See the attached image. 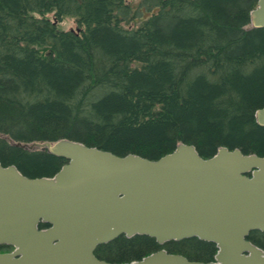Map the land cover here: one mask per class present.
Returning <instances> with one entry per match:
<instances>
[{"label": "trees", "instance_id": "1", "mask_svg": "<svg viewBox=\"0 0 264 264\" xmlns=\"http://www.w3.org/2000/svg\"><path fill=\"white\" fill-rule=\"evenodd\" d=\"M257 4L143 0L152 11L132 25L139 12L128 0H0V161L30 177L54 176L68 160L27 145L63 138L151 159L182 142L203 157L221 146L264 155ZM66 15L84 28L61 29ZM160 249L211 261L218 247L123 234L95 253L131 262Z\"/></svg>", "mask_w": 264, "mask_h": 264}, {"label": "water", "instance_id": "2", "mask_svg": "<svg viewBox=\"0 0 264 264\" xmlns=\"http://www.w3.org/2000/svg\"><path fill=\"white\" fill-rule=\"evenodd\" d=\"M251 25L264 27V0ZM256 118L264 126V107ZM36 144L68 162L54 176L30 177L0 161V243L14 246L0 264H264V250L246 240L264 229V156L221 146L203 157L184 142L158 159L67 138ZM123 234L160 244L198 237L218 252L211 261L166 249L131 262L96 255Z\"/></svg>", "mask_w": 264, "mask_h": 264}, {"label": "rangeland", "instance_id": "3", "mask_svg": "<svg viewBox=\"0 0 264 264\" xmlns=\"http://www.w3.org/2000/svg\"><path fill=\"white\" fill-rule=\"evenodd\" d=\"M128 2L131 4V6L135 9L138 10V15H136V17H134V20L132 22V25H139L144 21V18L146 16H148L152 10H150L149 7H146L143 5V0H128ZM143 11V12H142ZM137 12V11H136ZM49 17H51L52 19L54 18V14L52 13H48L47 14ZM58 26L61 29L64 30H70L73 29L75 31L80 32L84 26H81L78 21H77V17L72 16V15H66L64 16V18L58 22ZM31 145V144H30ZM35 149H40V145H34Z\"/></svg>", "mask_w": 264, "mask_h": 264}, {"label": "flooded vegetation", "instance_id": "4", "mask_svg": "<svg viewBox=\"0 0 264 264\" xmlns=\"http://www.w3.org/2000/svg\"><path fill=\"white\" fill-rule=\"evenodd\" d=\"M236 148H240V147H236ZM240 149L242 150V148H240ZM256 154H258V153H256ZM258 155H260V154H258ZM261 156H264V155H261ZM247 176L253 177V174L250 172L247 174ZM246 240L250 241L252 244H254L257 247H259L260 249L264 250V229L256 228V229L250 230V232L246 236ZM13 250H14V246H12L11 244L0 243V252H9V251H13ZM216 254H217V252L214 255V260H215ZM243 256L246 258L255 257L254 254L251 253L250 251H244Z\"/></svg>", "mask_w": 264, "mask_h": 264}]
</instances>
